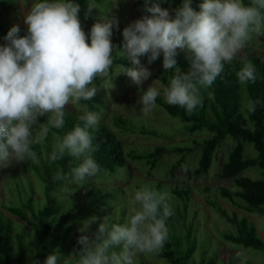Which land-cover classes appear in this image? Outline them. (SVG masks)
<instances>
[{
    "label": "clouds",
    "instance_id": "clouds-1",
    "mask_svg": "<svg viewBox=\"0 0 264 264\" xmlns=\"http://www.w3.org/2000/svg\"><path fill=\"white\" fill-rule=\"evenodd\" d=\"M193 2L183 0L173 18L160 6L161 0H145L151 16L145 15L123 31L121 55L134 66L119 65L121 73L140 86L152 76L140 57L150 54L151 64L162 52L163 67L176 71L165 90V101L189 115L203 105L201 88H210L252 34L264 31V0L248 4L245 0H202L199 11ZM94 7V0H89V10ZM80 12L77 0H37L25 16L27 34L21 36V28L14 26L6 43L0 45V167L30 160L33 145L49 131L42 125L35 127L39 117L51 114L49 124L63 128L66 105L93 98L97 90L94 80L109 74L116 60L112 37L118 20L101 18L86 33ZM181 52L190 64L186 73L177 66ZM237 77L242 85L255 83V66L244 64ZM158 96L160 91L154 86L143 92L138 101L143 115L156 108ZM79 119L83 126L65 134L51 154L52 161L65 154L82 158L69 174L60 172L54 177L77 185L100 171L92 155L96 150L92 131L99 125V113L86 111ZM169 199V193L149 185L135 191L137 207L130 209L125 223L113 224L105 218L95 239L79 236L81 248L75 254V264H136L138 254L158 253L169 239L166 220L174 214ZM96 220L85 221L79 231L87 232ZM43 264H61V257L49 254ZM63 264H71V260Z\"/></svg>",
    "mask_w": 264,
    "mask_h": 264
},
{
    "label": "trees",
    "instance_id": "trees-1",
    "mask_svg": "<svg viewBox=\"0 0 264 264\" xmlns=\"http://www.w3.org/2000/svg\"><path fill=\"white\" fill-rule=\"evenodd\" d=\"M100 2L101 0H94ZM81 5L80 20L83 29L87 30L84 22L83 10L88 6L89 0H77ZM174 7H181L183 0H168ZM250 0H245L248 4ZM202 0H194L193 7L199 11ZM150 6V5H149ZM137 9H146L145 0H137ZM10 28L7 23L0 21V34H7ZM87 33V32H86ZM90 44V39H89ZM178 67L182 72L190 70V64L181 52L178 56ZM252 63L256 69L255 83L249 82L242 85L237 77V72L246 63ZM127 66V59L116 57L113 66ZM112 66V67H113ZM176 74L175 69L163 67L158 69L156 77L167 88L170 80ZM203 105L189 115L185 109L166 103L165 99L158 96L157 105L164 112L186 124L190 133L207 132L211 136L201 142L193 141L196 146L176 147L167 149L157 147L148 153L126 152L122 140L117 132H137L141 134L158 135L157 131L147 130L145 127L138 129L130 119L121 115L114 116L109 127L99 122L97 129L92 131L93 144L96 150L92 153L100 165V171L94 178L116 175L121 169L126 168L129 160H146L152 170L156 169L163 155L176 153L179 160L173 164V169H185L188 174L205 175L212 167L216 152L221 143L231 138L235 142L228 161L224 164L222 174L225 179L233 180L236 190L223 188L220 190L223 198L233 206L252 214L264 215V178L254 180L244 176L251 168H260L264 171V59L252 58L249 61L233 60L225 64L224 71L216 82L208 89L201 88ZM94 106L103 102L95 94L86 101ZM95 103V104H94ZM51 115L39 117L38 125L48 127L49 131L41 142L33 145V157L26 160V166L33 178L25 174L18 180L16 188L11 193V202L0 207V264H33L39 260L41 264L49 254L57 253L64 260H71L75 264L78 258L75 254L81 246L76 244L75 235L71 232L80 220L94 215L106 203H124L122 194L115 188L91 189L86 192L79 203V199L70 200L65 196H58L70 185L67 181H57L54 177L63 172L69 174L71 169L82 162L68 154L56 161L51 160V154L57 150V145L63 136L72 131L75 126H83L79 117L65 113L63 128H55L49 124ZM116 130V131H115ZM250 143L257 152L256 157H246V144ZM201 149L198 167L192 171L185 164V158L195 149ZM83 183V182H82ZM152 187V186H151ZM163 184L157 183L152 187L163 192ZM167 193L169 192L166 188ZM169 203L174 214L166 220L169 229V239L158 253H149L158 259H165L170 264H193L191 261L195 249V239L191 237L193 224L187 227L186 205L191 195L190 189H170ZM17 195V196H15ZM41 196V199L37 198ZM173 200V202H172ZM220 215L234 228L232 232L225 233L222 238L234 246L260 251L264 254V241L260 238L254 223L246 217H239L236 213L229 215L227 210L218 206ZM7 213V215L5 214ZM127 209L122 211L123 216ZM9 214V215H8ZM21 220V224H14L11 216ZM110 223H124V218L111 220ZM185 242L189 248L184 246ZM75 247V248H74ZM74 248V251L72 249ZM213 260L209 264H213ZM234 264L233 261L230 262ZM249 264H264L263 261H248ZM226 264V263H224Z\"/></svg>",
    "mask_w": 264,
    "mask_h": 264
},
{
    "label": "rangeland",
    "instance_id": "rangeland-1",
    "mask_svg": "<svg viewBox=\"0 0 264 264\" xmlns=\"http://www.w3.org/2000/svg\"><path fill=\"white\" fill-rule=\"evenodd\" d=\"M37 0H0V21L7 23L10 30L14 26L21 28V36L27 34V25L25 24V16L31 10V7ZM95 2L96 7L89 10L88 6L83 10L84 22L87 26L86 32L89 33L93 24L101 18L118 20V27L113 26V43L117 46L113 55L115 57H124L127 59L128 65L124 67H133L131 60L123 53V31L126 27L135 21L142 19L145 15L151 16L146 9H137V0H101ZM160 6L170 11V15L175 17V12L179 7H174L172 2L161 0ZM9 30V31H10ZM8 34V33H7ZM7 34H0V45L6 43ZM148 55L140 57L141 63L147 67L152 76L142 85L137 86L132 79L124 73L118 66H113L106 77H97L94 85L97 88L96 95L103 102L102 105L88 104L86 101L79 103H69L65 107V113L80 117L86 111H94L99 113L100 123L109 127L112 126L111 120L114 116L121 115L124 118L132 120L138 127H145L147 130L157 131L158 135L141 134L137 132H126L117 134L123 142L126 152L148 153L157 147H165L167 149H175L176 147L196 146L193 141L201 142L203 139L211 136L207 132L190 133L186 124L180 119L174 118L163 111L157 105L154 110L147 116L141 112L142 105L138 101L150 86L159 89L160 97L165 99L164 93L166 87L156 77L158 69L163 64V53L153 61L148 62ZM264 59V31L261 33H253L245 46L238 52L234 60L249 61L252 58ZM95 104V103H94ZM51 115V114H50ZM39 127L38 123L35 126ZM191 146V147H192ZM235 146V142L228 138L224 140L216 152L212 167L205 175H191L183 169H173L180 156L176 153H168L163 155L156 169L152 170L146 160H129L126 168L121 169L116 175L102 176L94 178L89 182H81L80 184H70L65 187L64 192L58 196H65L70 200L79 199V203L87 191L93 189H109L115 188L122 194L124 203H106L94 215L87 219L80 220L71 235L76 237V244L80 235H89L95 239V234L99 229V225L103 223L105 218L109 221L124 218V223L130 215V209L137 207L134 203L135 191L149 185L155 187L157 183H162L163 192H167L171 196L170 189L182 188L190 189L191 195L187 203V227L193 224L191 237L195 239V249L191 255L193 264H209L212 260L213 264H249L248 261H263L264 254L260 251L245 249L230 244L223 240L225 233L233 231V227L224 219L219 211L218 206L227 210L229 215L236 213L239 217H246L251 220L257 228L258 235L264 241V215L248 213L233 206L227 199L223 198L220 190L227 188L236 190L233 180L223 177V166L228 161L230 153ZM201 149L196 148L192 154L185 158V164L194 171L198 167ZM246 157H256L257 152L250 143L246 144ZM32 159V158H31ZM30 159V160H31ZM28 167L25 161H13L7 167H0V207L3 204L11 202V193L16 188V182L22 180L27 174L32 180L34 178L28 174ZM244 176L254 180L264 178V171L260 168H251L244 173ZM17 196V195H15ZM41 199L40 195H37ZM173 202V200H172ZM127 209V213L123 216L122 211ZM7 215V213H5ZM9 215V214H8ZM11 216V215H10ZM92 217H97L88 231L81 233L80 228L83 227L85 221ZM14 224H21V220L11 216ZM184 246L189 248V244L185 242ZM75 248V247H74ZM74 248L72 251H74ZM161 252V250L159 251ZM136 264H170L165 259H158L151 254H138Z\"/></svg>",
    "mask_w": 264,
    "mask_h": 264
}]
</instances>
